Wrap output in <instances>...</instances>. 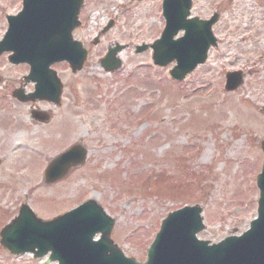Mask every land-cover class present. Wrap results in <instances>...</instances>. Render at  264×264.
I'll use <instances>...</instances> for the list:
<instances>
[{"label": "rangeland", "instance_id": "rangeland-1", "mask_svg": "<svg viewBox=\"0 0 264 264\" xmlns=\"http://www.w3.org/2000/svg\"><path fill=\"white\" fill-rule=\"evenodd\" d=\"M159 1H84L73 38L88 55L75 73L65 63L53 67L63 86L58 107L13 99L27 68L0 58V230L23 203L50 220L92 200L113 219L110 236L124 255L142 261L162 219L184 205L203 212L200 240L217 244L247 229L264 139V0H192V16L220 14L218 47L180 83L168 75L173 64L157 68L150 50L134 53L160 35ZM20 7L21 0H0V38ZM110 19L115 25L94 45ZM115 43L124 46L121 67L105 73L99 60ZM236 70L243 84L226 93L224 75ZM32 109L49 122L33 121ZM74 144L87 150L85 165L45 186L51 159ZM45 261L0 246V264H56Z\"/></svg>", "mask_w": 264, "mask_h": 264}, {"label": "water", "instance_id": "water-1", "mask_svg": "<svg viewBox=\"0 0 264 264\" xmlns=\"http://www.w3.org/2000/svg\"><path fill=\"white\" fill-rule=\"evenodd\" d=\"M41 6L36 7L35 2ZM82 0H24V10L19 14L25 23H18L13 30H9L5 39L0 43V53L11 50V62H28L31 65L29 78L37 82L34 95L29 99L16 93L19 100L46 99L55 104L59 103L61 84L55 78V73L49 66L56 61L67 60L73 72L81 70L86 58V52L81 44L73 42L71 30L78 24L76 14ZM190 0H164L163 15L166 27L161 39L153 44V61L156 65L166 66L176 61V66L170 75L180 81L190 73L197 64H202L215 39L210 32L211 25L217 16L210 21H199L197 18L188 20ZM183 30L182 38L173 41V36ZM147 47H137L136 52H142ZM120 50H110L103 60V67L113 71L120 65L115 54ZM41 61L42 63L38 62ZM241 74L230 73L226 76V91H233L241 84ZM46 122V119L44 120ZM264 152V142L262 143ZM87 157V151L81 145H74L49 163L44 172L45 184H53L63 179L67 173L82 166ZM259 187L264 195V178ZM259 219L252 223L251 231L241 238L227 239L217 246L208 247L207 243H199L193 237V232L199 228V210L183 209L175 215L169 216L162 224L160 233L156 236L148 252L146 264H264V222L260 218L264 209V200L260 202ZM97 212L93 218L84 220L83 208L80 207L70 215L76 216L79 223L67 231L59 230L58 240L63 241L62 249L57 256L60 264H136L123 259L118 248L109 240L112 221L103 216L99 207L94 205ZM21 209L20 216L25 213ZM31 218L33 214L29 213ZM69 217V221L74 218ZM25 216H22V219ZM60 219L50 223L36 224L50 227ZM37 221V220H35ZM19 225L6 227L1 232V243L6 250L13 253L34 251L41 242L35 234L27 241L19 238ZM101 232L100 241L92 243V236ZM30 239V240H29ZM60 245V246H62ZM50 246L39 250L37 255L43 254ZM54 250V249H53ZM55 251V250H54Z\"/></svg>", "mask_w": 264, "mask_h": 264}, {"label": "flooded vegetation", "instance_id": "flooded-vegetation-1", "mask_svg": "<svg viewBox=\"0 0 264 264\" xmlns=\"http://www.w3.org/2000/svg\"><path fill=\"white\" fill-rule=\"evenodd\" d=\"M17 83V86H15V84ZM24 89L25 92L30 93L33 90V86L31 84H25L22 82V78L20 80H18V82H14V86L11 88L10 94H12V92L15 89Z\"/></svg>", "mask_w": 264, "mask_h": 264}, {"label": "trees", "instance_id": "trees-1", "mask_svg": "<svg viewBox=\"0 0 264 264\" xmlns=\"http://www.w3.org/2000/svg\"><path fill=\"white\" fill-rule=\"evenodd\" d=\"M166 194H168V193H166ZM170 194H172V193H170Z\"/></svg>", "mask_w": 264, "mask_h": 264}]
</instances>
